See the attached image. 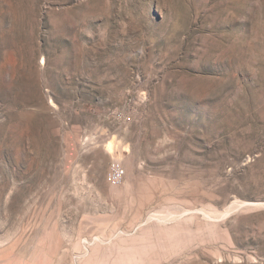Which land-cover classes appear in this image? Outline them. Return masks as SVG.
<instances>
[{
	"label": "rangeland",
	"instance_id": "1",
	"mask_svg": "<svg viewBox=\"0 0 264 264\" xmlns=\"http://www.w3.org/2000/svg\"><path fill=\"white\" fill-rule=\"evenodd\" d=\"M0 264H264V0H0Z\"/></svg>",
	"mask_w": 264,
	"mask_h": 264
},
{
	"label": "built area",
	"instance_id": "2",
	"mask_svg": "<svg viewBox=\"0 0 264 264\" xmlns=\"http://www.w3.org/2000/svg\"><path fill=\"white\" fill-rule=\"evenodd\" d=\"M125 174L126 171L122 163L119 161H115L111 166L110 172L107 176V180L112 185H118L123 181Z\"/></svg>",
	"mask_w": 264,
	"mask_h": 264
},
{
	"label": "bare ground",
	"instance_id": "3",
	"mask_svg": "<svg viewBox=\"0 0 264 264\" xmlns=\"http://www.w3.org/2000/svg\"><path fill=\"white\" fill-rule=\"evenodd\" d=\"M110 147V146H109Z\"/></svg>",
	"mask_w": 264,
	"mask_h": 264
}]
</instances>
